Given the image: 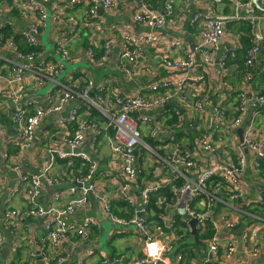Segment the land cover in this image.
<instances>
[{"label": "built area", "instance_id": "1", "mask_svg": "<svg viewBox=\"0 0 264 264\" xmlns=\"http://www.w3.org/2000/svg\"><path fill=\"white\" fill-rule=\"evenodd\" d=\"M49 1L0 0V31L11 26L14 33L21 35L32 47L43 43L48 20L54 34L52 49H47L43 43L44 50L30 53L20 51L13 38L4 39L0 35V101L12 109L13 139L9 142L17 143L21 148L19 154L11 155L6 144L7 148L0 149V161H14L9 165L18 174L14 192L22 188L25 200L36 205L27 211L7 209L3 215L7 228L21 223L31 213L50 215L46 223V239L53 244L54 250H44L41 257L44 264H69L70 252L59 248L62 241L70 235L88 239L92 228L99 225L91 215L80 224L76 219L89 207L90 193H94L116 225L129 229L144 240L147 255L131 259V264H181L183 251L179 250L180 236L175 232V219L162 216L167 231L157 229L159 234L149 220L152 195L161 193V198L173 212L170 213L187 224L188 232L184 235L191 232L192 219H197V229L201 233L207 231L209 223L215 229V234L206 242L209 258L198 261L192 257V264H250V258H259L264 242V127L259 129L255 120L264 116V94L252 89L248 82L250 76L238 87H233L223 77L229 71L227 57L234 55L238 46L227 31V24L234 21L252 24L253 44L247 52L245 66L253 73L263 67L264 0H185L196 5L188 25L191 30L201 26L203 40L200 45L196 44L195 50L184 45L181 39L174 43L175 46H163L168 47L169 52L162 48L161 63L165 69L174 71L173 77L157 76L159 72L151 67L149 52L159 42H164L162 30L168 25V18L176 12L174 0H160L157 7L147 0H129L133 6L131 19L149 30L125 32V42L114 57L119 58L123 74L130 75L132 68L139 74L141 69L146 82L143 88L135 89L131 94L119 92L117 98L97 91H109L111 82L96 86L90 76L77 77L68 73L63 77L66 65L57 55L69 64L80 58L69 49L78 38L80 29L71 21L67 9L88 1L87 17L91 18L97 15L101 6L113 11L119 0H65L66 6L54 12L47 9ZM2 10L8 11L7 17L1 14ZM88 36L89 43L81 58L90 65L106 61L112 55V40L108 39L102 45L104 52L97 55L101 35ZM182 46L185 47V58L170 55L173 48ZM195 68L206 73L196 72ZM214 68L220 72L224 90L219 87L211 92L205 89L203 77ZM44 87H49L44 95L31 98L34 92ZM74 101L78 104L67 116L61 117ZM171 102L185 112L177 107L170 108ZM228 102L231 105L223 104ZM55 114H59V118L51 129L53 134L59 129L62 141L50 142L45 150V165L37 174L24 173L23 153L34 148L44 116ZM181 129L183 132L179 137ZM110 130L112 136L108 133ZM5 133L6 127L0 125V137ZM162 135L169 138L167 143L160 140ZM146 136L153 139L154 144L146 140ZM107 137L111 139L106 168L117 170L112 172V179L117 183L114 186L118 187L121 203L129 208L128 217L112 211V199L97 184L96 177L101 171L97 159L99 147ZM88 143L89 150L86 149ZM142 156L157 166L160 171L157 175H141ZM60 160L68 162L69 166L80 160L86 170L70 184L69 198L64 206L44 209L36 202L47 187L60 183L54 173ZM6 176H2L3 181ZM257 187H261V192H257ZM2 189L0 185V192ZM254 190L257 193L251 197ZM115 193H111L113 198ZM137 196L139 200L135 202ZM225 231L232 234L226 236ZM240 241L245 248L250 244L252 247L249 257L236 260ZM7 242L6 234L0 231V250ZM94 255V250L87 252L78 264H88V258ZM103 263L106 264L107 260L104 259Z\"/></svg>", "mask_w": 264, "mask_h": 264}, {"label": "crops", "instance_id": "2", "mask_svg": "<svg viewBox=\"0 0 264 264\" xmlns=\"http://www.w3.org/2000/svg\"><path fill=\"white\" fill-rule=\"evenodd\" d=\"M174 3L176 7V12L173 16L168 18V25L162 30L164 42H159L158 45L156 47L151 48L149 52V58L153 65L151 67L159 72L157 73V76L159 77L175 76L174 71H169L162 66L161 57L164 54L163 49H167L166 52H169V48L163 46H175L174 43L178 39H181L184 45L187 44L189 45L191 50H195L196 44L200 45L203 40V34H201L200 31L201 26L194 30H191L190 26L188 25V21L192 17L194 7H196V5L194 3H186L185 0H174ZM46 6L48 11L51 10L52 12H54L60 9L61 7L66 6V2L65 0H50ZM88 9L89 6L87 1L74 9H67L66 11V13L71 16V21L77 23L80 29L78 38L69 48L70 52H73V55H80L79 61L84 60L83 58H81V55L85 51V46H82L81 42L83 41L82 37L87 36L88 39L89 34L94 35L95 33H99L101 35V38L104 37L107 40L110 39L113 43L111 44L112 55L108 57L106 61L97 62L94 65H90L89 67H82L91 71V73H88L89 75L87 73L84 74V77L86 78L88 76L89 78L90 76V78L94 80L96 86H105L106 83L111 82L108 87L109 91H105L106 96L111 98H117L119 96V92L127 95L133 93L135 89L143 88L144 83L146 82V78L142 75L141 69L138 74L134 70V68H132V73L130 75H125L122 73L119 67V58L117 59L116 57H114V55L116 54V50L119 49V47H121L125 42L123 40L125 32L131 33L136 32V30H142L143 28H146L138 24V29L133 28L129 23L124 21L125 19L132 18L133 6L130 1L119 0L117 7L113 11L104 9L103 15H101L100 12H97V15L95 17H91L92 19L87 17ZM1 14L7 17L8 11L2 10ZM87 19H90L88 23L86 22ZM19 29H22V26H19ZM44 33L45 31L43 32V35ZM53 39L54 34L52 33L51 28L49 41L51 42V40ZM75 43H77V45H75ZM52 48H49V50ZM170 55L178 59L185 58V47L182 46L180 48H173L170 52ZM139 60L142 61V58H140ZM261 69L264 70V64ZM194 70L196 72L201 71L203 73H206L203 71V69L200 70V68H195ZM64 71L63 77H66L68 73H72L70 76H73L72 71H66L65 74ZM259 72L260 71H255L254 74H258ZM203 80L204 87L208 91L212 92L214 90H217L219 87L221 90H224L222 87L223 80L218 70H212L210 74L203 77ZM251 87L253 90H258L261 92L264 91V79H260L258 77V79L252 82ZM48 88L49 87H44L41 91L34 92L31 98L35 99L37 96L44 95ZM193 91L197 93V89L195 87H193ZM192 94L193 92H191V95ZM231 96L234 97L235 95L231 94ZM0 104V125L6 127L5 135H2L0 137V149L4 150L7 144L9 150L11 148V145L9 146V141L13 139V129L11 122L12 109L7 108L2 101H0ZM77 104L78 101L70 103L63 111L61 117L67 116L71 108ZM223 104L231 105V103L229 102ZM169 106L170 108L177 107L181 110V112H185L182 107H179L174 102H171ZM58 118L59 114L44 116L39 131L37 133L38 137L35 139L34 148L31 149V151L29 152L25 151L23 153L22 169L24 173L37 174L40 169H42L45 165V150L47 149L50 142L52 144V142L55 140L62 141L58 128L55 134H53L54 130L48 131L49 129H51V126L54 127V124L56 123ZM255 121H257V124L259 125V129H262L264 127V116H259L258 118H256ZM181 132H183L182 129L178 132L179 137H181V135L179 134ZM109 135L112 136V134L110 133ZM110 139L111 137L103 138V144L101 147H99V156L97 157V159L101 163V171L97 174L96 179L98 187H100L101 190L112 199L113 205L115 206V211L117 213H123L121 209L122 203L120 201L121 195L120 193H118V187L114 186L117 183H114L112 179V177H114L112 172H117V170L114 167H111L110 169L106 168V165L110 158ZM160 140L164 144L168 142L169 138L162 135ZM86 149H90L89 143L86 145ZM13 162V160L0 161V185L3 187L0 192V231L6 234V239L8 240L7 245L10 244V252L6 261H3L1 259V255L4 251V248L0 250V262L2 264H44L43 258L41 257V253L44 250H54L53 244L50 243V240L46 239V223L48 222L50 215L45 214L44 216H37L34 213H31L27 215L25 219L21 221V223H16L15 226L10 229L7 228L5 223V218L3 215L7 209L17 208L21 211H27L36 207L34 203L30 204V201L25 200L22 188L14 192L18 174L17 172L12 171L9 168V165ZM80 162V164H82V161ZM83 168V165H81V167H78L75 161L71 166H69L68 162L66 161H58L56 167L54 168V173L56 177L60 179V183L57 184L55 187H47L45 189L44 195L40 199H38L36 203H38L39 206L42 205L44 209H49L52 206H64V204L69 198L68 188L70 184L74 181V179L77 177V175H80L84 172ZM159 172V169L153 164L151 159L142 156V176L153 177ZM4 175H7L5 181H3L2 179V176ZM113 191L116 192L115 198H113L111 195ZM257 192H261V187H257ZM257 192L256 190H254L253 192H251L250 196L254 197L255 193ZM91 195L89 207L85 211L79 213L76 216V219L80 224V222H82L86 216L91 215L95 217V219L99 222V225L92 228L93 232L91 233L88 239H79L76 235H70L67 240L62 241L61 246L59 248H63L70 252L69 264H78L80 258L87 252H90L92 250L95 251V255L91 258H88V264H105L103 263L104 259L107 260L106 264H131V259L136 257H145L148 251L145 248L144 240L142 238H139L137 234L130 231L129 229L116 225L108 217L107 213L102 207L99 196L93 193V197L95 198L94 199L91 198ZM138 200L139 197L137 196L135 198V202H137ZM159 204L162 205V210L172 212L169 206L164 202L163 198H161ZM125 214L130 215V213L128 212H126ZM166 215L167 214L163 216ZM167 216L168 218H171L172 215ZM106 221H110V223L112 224V230L110 232L109 239H112L115 236L119 239V242H117V244L113 247L112 251H106L102 249L103 243L100 241V238L98 236V234L102 232L103 224ZM152 223L156 226L155 221H153ZM158 228L160 230V226H158ZM159 230L156 229L157 232H155L159 234ZM224 234L226 236H229L232 233L229 231H225ZM251 247L252 244L248 245L245 248L243 242L240 241L238 244L237 255H235V257L237 258L236 260L249 257ZM192 248V252L195 253V258H197L198 261H202L206 258H209L210 254L207 246L206 249L196 246L191 247V249ZM261 249L262 253L260 257L257 259L250 258V264H264V242L262 243ZM33 255L36 258H34ZM168 257L173 256L168 255Z\"/></svg>", "mask_w": 264, "mask_h": 264}, {"label": "trees", "instance_id": "3", "mask_svg": "<svg viewBox=\"0 0 264 264\" xmlns=\"http://www.w3.org/2000/svg\"><path fill=\"white\" fill-rule=\"evenodd\" d=\"M147 1L149 2V4L153 5V7H157V5H160V0H147ZM175 10H176V7H175ZM227 10L228 9L226 8V11ZM227 29H228L227 31L231 34V36L236 39L238 46L236 47L237 48L236 53L234 55H229L227 57L226 66L229 69V71L228 73H226V76L223 77V80L226 79L233 87H238V85L246 81L247 76H250V80L248 81L250 84H252L254 80L258 79V77L260 79H264V70H262L261 67L258 69V71L260 72L258 74H254L249 69H247V67L245 66V59H246L247 52L253 44L252 24L245 22V21H234L230 24H227ZM0 35L4 39L13 38L15 43L17 44L18 49L24 53H30L33 51H42L45 49L43 43H41V46H37V47H32L28 45L23 40L21 35L14 33L13 27L11 26H7L5 29L0 31ZM88 39H87V36L82 37L83 41L81 42V45L87 47L89 43ZM106 41H107L106 38L104 37L101 38V48H97V51H98L97 55H100L104 52L102 45L106 44ZM214 70H217V69L214 68ZM72 72L77 77H82L86 73L87 74L91 73L89 69H85V68L74 70ZM97 91L102 95H106L105 91L104 92L99 91V90ZM261 93L264 94V91H262ZM93 115H95V113H93ZM50 131H53V129H51ZM112 132H113L112 130L108 131V133L110 134H112ZM145 138L146 140L154 144V140L151 139L149 136H146ZM10 145H11V148L8 150L9 154L16 155L20 153L21 148L17 143H9V146ZM75 163L78 167H81L82 165L80 164L81 163L80 160H75ZM85 170L86 168H83V171ZM167 194L168 193H165V195ZM161 197H162L161 193L152 195V199H151L152 202L149 204V210L152 216L150 215L151 217H149V220L151 219L152 222L153 221L156 222V226L153 225V223H151V226L154 229L155 227L156 229H159L158 226H160V229L167 231L165 224H163L164 220L162 216L165 214L167 215H172V214L169 211L162 210L161 208L162 206L159 204ZM121 209L123 213H117L115 211V206L112 208V211L120 216H124V217L130 216V215L125 214L129 210L128 206L125 203H122ZM198 210L200 209L198 208ZM171 219H175V232L177 233V235L180 236L179 250L183 251V258H182L181 264H192L191 259L192 257H195V253L192 252L193 248L191 249V247L196 246V247H201V248L206 249V246H207L206 242H208V240L211 239L212 236L215 234V229L213 225H211L210 223L207 224L208 225L207 231L201 233L198 230L196 234L195 242L189 243L188 242L189 234L186 233V235H184L185 234L184 232H188L187 224L182 222L180 218L176 215H172ZM205 264H218V263L208 262Z\"/></svg>", "mask_w": 264, "mask_h": 264}, {"label": "rangeland", "instance_id": "4", "mask_svg": "<svg viewBox=\"0 0 264 264\" xmlns=\"http://www.w3.org/2000/svg\"><path fill=\"white\" fill-rule=\"evenodd\" d=\"M51 28H52L51 23L48 20L47 21V28H46L45 33L43 35V43L48 49L52 48V46H53L51 44V42L49 41V35L51 33ZM75 45H77V43H75ZM57 58L64 65H66V69L64 71V74L66 73V71L71 72L74 70H79L82 67H89L90 66V63L86 60H82V61H78L76 63L69 64L66 61H63L59 55H57ZM107 147H108V144H107ZM111 230H112V224L110 223V221H106L103 224L102 232L100 234H98L100 241L103 243L102 249H104L106 251H112L113 247L117 244V242H119V239L116 236H115L116 238L114 237L112 239H109V235H110Z\"/></svg>", "mask_w": 264, "mask_h": 264}, {"label": "water", "instance_id": "5", "mask_svg": "<svg viewBox=\"0 0 264 264\" xmlns=\"http://www.w3.org/2000/svg\"><path fill=\"white\" fill-rule=\"evenodd\" d=\"M99 12H100V14L101 15H103L104 14V8L101 6L100 8H99ZM124 21H126L127 23H129L133 28H139V26L135 23V22H133L131 19H125ZM142 30H149L148 28H143ZM177 105V104H176ZM239 133H240V135L242 134V129H240L239 130ZM92 194V195H91ZM90 195H91V198H94L93 197V193H90ZM95 199V198H94ZM190 224H191V227H192V231H191V233H190V237H189V239H188V242L189 243H194L195 242V240H196V234H197V219H192L191 221H190ZM10 245V244H9ZM9 245H6L5 247H4V251H3V253H2V255H1V259L3 260V261H6L7 260V258H8V256H9V252H10V247H9Z\"/></svg>", "mask_w": 264, "mask_h": 264}]
</instances>
